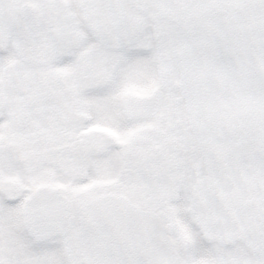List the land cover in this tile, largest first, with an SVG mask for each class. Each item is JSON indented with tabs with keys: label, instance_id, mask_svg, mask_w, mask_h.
Wrapping results in <instances>:
<instances>
[{
	"label": "snow or ice",
	"instance_id": "1",
	"mask_svg": "<svg viewBox=\"0 0 264 264\" xmlns=\"http://www.w3.org/2000/svg\"><path fill=\"white\" fill-rule=\"evenodd\" d=\"M0 264H264V0H0Z\"/></svg>",
	"mask_w": 264,
	"mask_h": 264
}]
</instances>
